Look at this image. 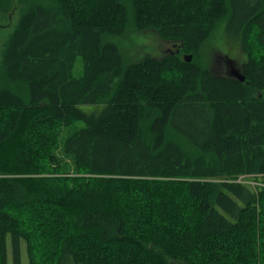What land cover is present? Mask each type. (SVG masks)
Here are the masks:
<instances>
[{
  "label": "trees",
  "instance_id": "16d2710c",
  "mask_svg": "<svg viewBox=\"0 0 264 264\" xmlns=\"http://www.w3.org/2000/svg\"><path fill=\"white\" fill-rule=\"evenodd\" d=\"M14 4L0 59V264H21L23 248L24 264H264V0L0 11ZM223 21L248 55L243 82L200 58ZM146 29L176 50L127 62L105 40ZM242 174L254 187L230 181Z\"/></svg>",
  "mask_w": 264,
  "mask_h": 264
},
{
  "label": "rangeland",
  "instance_id": "374dc122",
  "mask_svg": "<svg viewBox=\"0 0 264 264\" xmlns=\"http://www.w3.org/2000/svg\"><path fill=\"white\" fill-rule=\"evenodd\" d=\"M15 4L12 5L8 11H0V59L3 44L6 37L13 31L14 26L19 18L17 9H14ZM106 41L114 42L119 47L122 56L125 61H135L144 55H151L152 57L161 58L166 55H171L176 50V43H169L162 40L158 33L154 30L146 29L142 31L129 30L121 37H109L105 38ZM188 53L180 52L179 57L183 59L184 55ZM202 57L205 66H213L211 69L215 75H229V69L225 59H231L236 62L238 67H242L248 60V55L245 51L241 50L237 41V35L235 29L226 27L225 22L219 23L215 30L210 35L209 40L203 47L200 58ZM84 65L80 59L77 60L73 69V75L75 78H81ZM102 107V106H100ZM99 106L86 107L87 113L98 114L101 110ZM182 124L181 121L178 122ZM82 127L80 122L72 123L65 127L57 135L55 145L61 147L64 140L68 138L76 129ZM57 153H60L59 151ZM70 162L69 159H65ZM251 174H242L238 176L236 181L245 185L254 187L255 182ZM218 180V179H217ZM24 249V248H23ZM22 249L21 264L25 263V254Z\"/></svg>",
  "mask_w": 264,
  "mask_h": 264
},
{
  "label": "water",
  "instance_id": "95a60500",
  "mask_svg": "<svg viewBox=\"0 0 264 264\" xmlns=\"http://www.w3.org/2000/svg\"><path fill=\"white\" fill-rule=\"evenodd\" d=\"M183 59H184L185 61L189 62V61L191 60V56H190V55H184ZM226 63H227V64H230V65L232 64V66H233L234 68H236V71H233V73L230 74V76L233 77V78H235V79H237V80L240 81V82H243L244 79H245V77H244V75L238 70V67H237L236 62L230 59V60H227Z\"/></svg>",
  "mask_w": 264,
  "mask_h": 264
},
{
  "label": "flooded vegetation",
  "instance_id": "af4514ba",
  "mask_svg": "<svg viewBox=\"0 0 264 264\" xmlns=\"http://www.w3.org/2000/svg\"><path fill=\"white\" fill-rule=\"evenodd\" d=\"M227 60H230V59H226V61ZM227 64V63H226ZM227 66H228V69H229V74H232L233 73V71H236V68H234L233 66H232V64L230 65V64H227ZM238 67V66H237Z\"/></svg>",
  "mask_w": 264,
  "mask_h": 264
}]
</instances>
